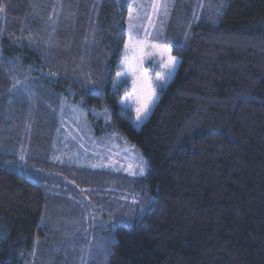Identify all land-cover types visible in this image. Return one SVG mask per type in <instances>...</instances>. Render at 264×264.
<instances>
[{
	"label": "trees",
	"instance_id": "obj_1",
	"mask_svg": "<svg viewBox=\"0 0 264 264\" xmlns=\"http://www.w3.org/2000/svg\"><path fill=\"white\" fill-rule=\"evenodd\" d=\"M131 1L0 0V264H25L56 211L45 184L17 169L13 142L28 129L47 148L62 101L121 112L111 83L84 88L108 65L115 77ZM224 4L217 24L193 23L189 46L173 48L179 63L149 119L136 129L131 110L112 117L148 162L152 200L139 219L108 221L107 264H264V0ZM31 164L55 176L51 159Z\"/></svg>",
	"mask_w": 264,
	"mask_h": 264
},
{
	"label": "rangeland",
	"instance_id": "obj_2",
	"mask_svg": "<svg viewBox=\"0 0 264 264\" xmlns=\"http://www.w3.org/2000/svg\"><path fill=\"white\" fill-rule=\"evenodd\" d=\"M225 1L170 0L168 17L155 20L157 29L163 23V35L169 46L187 48L189 39L185 40L184 34L187 32L190 35L193 32V23L197 21L217 24L220 16L215 17V10ZM137 2L148 3L150 0ZM132 3L133 0L130 5ZM198 4L202 7H198ZM194 14L199 18L194 19ZM210 16L213 19H209ZM126 33L127 19L125 39ZM127 85V91H131L130 78ZM128 103L127 109L133 112L134 123L132 101ZM72 106L79 107L83 112L73 113ZM90 109L97 112L102 110L101 107L86 106L84 100L74 104L67 100L63 107L61 102L55 109L58 128L51 137V143H45L47 148L40 138L35 144L38 146L36 151L27 138L30 134L28 129L27 132L24 131V135L21 133L17 142H13L12 150L18 157L15 162L17 169L22 173V170L28 171L34 179L44 183L47 195L55 199L56 208L54 212L46 211V216L50 217L51 222H48V227L46 225L43 227L42 233L45 237L35 241L26 256L25 264H107L106 252L114 238V234L112 236L102 234L109 228L108 221L113 226L112 223L116 219L120 220L117 218L119 213L128 218L135 212L136 219L143 215L140 212V205L131 203V194L145 196L146 193L148 196L144 177L130 176L124 169L129 165L135 169L138 158L140 156L144 160L146 158L113 126L112 122L106 124L103 117L93 116ZM41 151L48 153L44 154L45 152ZM21 154L25 156L24 160L19 159ZM42 154L57 166L55 176L42 175L41 165L33 169L31 164L33 159L46 161L47 158H42ZM92 164L99 166L93 168ZM96 171L103 173L101 180H97V175L92 176V172ZM124 197L129 199L126 200ZM141 204L144 207L148 206L143 200ZM100 242L105 243V251L99 250ZM88 249L91 251L88 252Z\"/></svg>",
	"mask_w": 264,
	"mask_h": 264
},
{
	"label": "snow or ice",
	"instance_id": "obj_3",
	"mask_svg": "<svg viewBox=\"0 0 264 264\" xmlns=\"http://www.w3.org/2000/svg\"><path fill=\"white\" fill-rule=\"evenodd\" d=\"M197 6L202 7L201 4ZM226 6V4H223L217 7L214 13L215 17L221 16L223 14L222 9ZM4 11V7L0 6V12ZM169 12L170 0H150L148 3H138L137 0H133L132 5L127 6V38L125 39L124 35H120V42L123 44L122 56L119 45L115 49L114 54L118 61L115 65L118 69L115 72V77L113 78L111 75L113 65H108L106 66L104 83L97 85L94 81L89 80L90 87L84 88L90 95H99L102 94L101 89L104 88L105 84L111 83L112 97L117 100V106L121 108V112L116 113L114 110H110L107 105H102V110L99 112L95 109L89 110L93 116L97 118L103 117L105 123L108 124L111 122L113 115L126 116L127 113L123 109L129 108L128 102L132 101V107L135 112L133 127L138 128L149 119L155 104L159 100L157 89L167 85L168 80L174 76L179 63L178 57L172 54L173 48L169 46L166 38H164L163 23H161L159 29H157L155 23L156 19L167 18ZM198 18L194 14V19ZM209 19H213V17L210 16ZM184 37L187 40L189 34L186 32ZM51 75L55 76L57 74L51 73ZM129 78L131 80V91L126 90ZM17 85L28 92V89L21 81L16 80L14 87ZM122 90L126 91V95L120 96ZM29 94L31 95L30 92ZM65 103L62 101V107ZM71 110L73 113L83 112L77 106H72ZM19 159L24 160L25 156L21 154ZM55 159H59V157H55ZM91 166L96 168L99 165L92 164ZM148 167V162L140 156L135 169L129 165L124 170L130 176L144 177ZM124 199L127 200L129 197H124ZM142 200L144 204H150L152 197L146 196V193L145 196L131 194V203L140 205L141 214L147 211V208L141 204ZM0 232H3L2 228H0ZM98 247L100 251H105L104 242H100ZM87 251L90 252L91 249Z\"/></svg>",
	"mask_w": 264,
	"mask_h": 264
},
{
	"label": "crops",
	"instance_id": "obj_4",
	"mask_svg": "<svg viewBox=\"0 0 264 264\" xmlns=\"http://www.w3.org/2000/svg\"><path fill=\"white\" fill-rule=\"evenodd\" d=\"M55 179V178H54Z\"/></svg>",
	"mask_w": 264,
	"mask_h": 264
}]
</instances>
